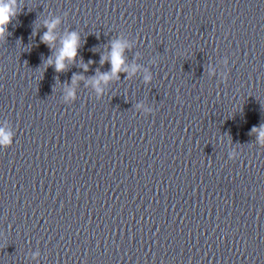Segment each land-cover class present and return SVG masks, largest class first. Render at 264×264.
<instances>
[{
  "label": "clouds",
  "instance_id": "obj_1",
  "mask_svg": "<svg viewBox=\"0 0 264 264\" xmlns=\"http://www.w3.org/2000/svg\"><path fill=\"white\" fill-rule=\"evenodd\" d=\"M16 15L15 11V0H0V38H3V34L6 31L7 25L11 22L12 18ZM59 21H54L51 24H48L47 27L49 31L44 34L42 40L44 43L48 44L51 47L55 41V37L52 34V29L55 28L56 24ZM79 47V37L78 34L72 32L69 36L63 40L62 48L59 52V55L55 61L56 71H63L66 67L64 63L65 60H74L77 55V49ZM128 47V45L123 44L118 41H114L112 43V51L110 56L108 57L109 62L111 63V71L108 73H103L99 75L98 81H108L113 76H116L119 71H127L128 69L124 67L125 59H124V50ZM48 63H52L51 59ZM87 69V66H85ZM136 68H132V72L134 73ZM150 76H146L145 80H150ZM75 82V81H74ZM99 91V89H98ZM71 94V93H70ZM264 127V126H262ZM253 131H257L253 129ZM260 135L264 137V131H261ZM0 144L7 146L9 144V135L5 133L3 129H0Z\"/></svg>",
  "mask_w": 264,
  "mask_h": 264
}]
</instances>
